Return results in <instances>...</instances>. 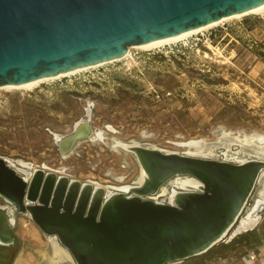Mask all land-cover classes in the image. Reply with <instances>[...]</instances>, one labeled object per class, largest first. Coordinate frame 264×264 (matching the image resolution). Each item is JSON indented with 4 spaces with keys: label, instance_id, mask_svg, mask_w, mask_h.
<instances>
[{
    "label": "water",
    "instance_id": "water-1",
    "mask_svg": "<svg viewBox=\"0 0 264 264\" xmlns=\"http://www.w3.org/2000/svg\"><path fill=\"white\" fill-rule=\"evenodd\" d=\"M262 5L264 0H0V87L116 62L132 47ZM72 132L65 152L55 143L61 156L91 138ZM118 147L133 155L139 177L110 195L103 186L44 169H17L23 180L0 157V196L16 215L55 238L74 264H180L226 242L264 174V158L229 163L136 142ZM174 178L194 183L171 193L165 204L151 200Z\"/></svg>",
    "mask_w": 264,
    "mask_h": 264
},
{
    "label": "rangeland",
    "instance_id": "rangeland-1",
    "mask_svg": "<svg viewBox=\"0 0 264 264\" xmlns=\"http://www.w3.org/2000/svg\"><path fill=\"white\" fill-rule=\"evenodd\" d=\"M87 110L90 126L102 135L78 141L61 156L56 141L68 136ZM253 135H264V13L159 49L131 48L119 61L30 90H0L1 157L108 188L130 186L139 177L135 158L116 142L220 158L225 145L249 154L251 146L228 141ZM188 142L205 147L181 146ZM261 189L258 183L241 219ZM259 216L264 218V211ZM257 225L264 221L252 227ZM15 235L12 249L0 247V264H49L51 258L74 264L27 217H20ZM229 237L227 245L180 264H218L249 245L247 234L228 242Z\"/></svg>",
    "mask_w": 264,
    "mask_h": 264
},
{
    "label": "bare ground",
    "instance_id": "bare-ground-1",
    "mask_svg": "<svg viewBox=\"0 0 264 264\" xmlns=\"http://www.w3.org/2000/svg\"><path fill=\"white\" fill-rule=\"evenodd\" d=\"M262 13H264V5L256 8V9H253L250 12H247V13H244V14H241V15H234V16H230V17H227V18H223V19H221V20H219L217 22H214V23L209 24L207 26H204V27H201V28H198V29H195V30H192V31L183 33V34H180L178 36H174V37H170V38H166V39H162V40L150 42V43H147V44L141 45V46L132 47V49L133 48H137L138 50H143V51H149V50H153V49H159V48L164 47V46H168V45H171V44H174V43H178V42L184 41L185 39H187V38H189L191 36H194L196 34H199L201 32L207 31L209 29L218 27L219 25H221L223 23H226V22H229V21H232V20H237V19L239 20L240 18H243V17H246V16H250V15L258 16V15H260ZM130 50H131V48L128 50L127 54L123 58H125V57H127L129 55V51ZM111 63H113V62H110V64ZM101 66H103V65H98V66H94V67H91V68L77 70V71L70 72V73H67L65 75H60V76H57V77H54V78H47V79L36 80V81H32V82L25 83V84H22V85L3 86V87H0V90H5V91L30 90V89H33V88L38 87L39 85L45 84L47 82L54 81V80H58L60 78L70 77V76L76 75L77 73H80V72H83V71H87L89 69H95V68L101 67ZM88 113L89 112H87V114ZM73 130L77 133V135H91V138H92L93 128L90 126L89 122H87V117L86 116L83 119H81L78 122V124H76V126L74 127ZM73 134H74V132H72L70 135L65 136V137L59 139L58 141H56L57 143H61L60 144L61 145L60 147H61V151L62 152H65L66 150H68L71 147V145H72V135ZM253 138H254L253 136H250V137H245L243 139L238 138V137H235L234 139L237 140V141L239 140L241 143H247L249 145L250 142H252ZM260 142H264V141H259V145H260ZM120 144H123V143L116 142L115 143V146L118 147ZM181 146L182 147H186L188 149H193V148H199V143H197V142L196 143L195 142H189L188 144L187 143L181 144ZM258 150L260 151V153L264 154V148H258ZM188 153H183V154L188 155V156H193V157L207 158V156H205L203 154H188ZM245 155H247L249 158L258 156L257 153H253V152L252 153H249V154H245ZM244 160H241V161H239L237 163L243 162ZM15 165L18 166V168H20L21 171H23V172H24V170H30L31 169V167L28 164H26L24 162H21L19 160L15 162ZM28 173L29 172H27V174ZM171 181L174 183L175 189H173L168 194V196H167L166 199H168L171 196V193H174V192H176L178 190H187L188 187L189 186H192L193 183H194L189 178H174V179L170 180L169 182H171ZM164 186L160 189V191L158 192L157 195L161 194L160 196H165L166 190H165ZM105 190H106L107 194L110 195V194L114 193L115 191H117V188H113V187L108 188V187H105ZM157 195L153 196L151 198V200L154 197H156ZM262 211H264V202L257 201L255 203V205L251 209H249V211H247V213H246L245 220L248 221V222L247 223L240 222V224L236 227V229H234L232 231V233L230 234V237L229 238L233 237L234 235L240 233L243 230H247V229L251 228L252 226H254L256 224V222H257L258 215ZM54 250L57 251V252H59V249L58 248H56ZM56 254L57 253H55L54 257H56ZM48 262H49V264H56V260L54 258L49 259Z\"/></svg>",
    "mask_w": 264,
    "mask_h": 264
},
{
    "label": "flooded vegetation",
    "instance_id": "flooded-vegetation-1",
    "mask_svg": "<svg viewBox=\"0 0 264 264\" xmlns=\"http://www.w3.org/2000/svg\"><path fill=\"white\" fill-rule=\"evenodd\" d=\"M83 119V118H82ZM81 120V119H80ZM79 120V121H80ZM77 121L73 128H72V131L74 129V127L76 126V124H78ZM72 133V132H71ZM70 133V134H71ZM69 134V135H70ZM100 135H102V133L100 132H97V131H93V135H92V138L93 136H96L97 138L100 137ZM253 140L252 141H256L255 143H257L256 147L254 146H251V148H253L252 150H249L250 152L249 153H257L258 156L256 157H252V158H249L247 155H245V152L243 153V151H236V152H232L230 151V148H229V145H225L226 146V152H224L223 154H221L222 157H218L214 154H212V152L210 153H204L205 156H207V159H214V160H221V161H225V162H229V163H237L241 160H244V159H253V158H264V154L260 153V151L258 150V148H261V145H259V141H264V135H253ZM61 138V137H60ZM232 138V137H231ZM228 142H238L237 140H235L234 138H232L230 141ZM122 143V142H121ZM200 145V144H199ZM201 148L204 149L205 145L204 144H201V146H199ZM247 147H250V146H247ZM258 147V148H257ZM264 148V147H262ZM225 149V148H224ZM232 152V153H231ZM243 155L244 158L242 159H237V158H232V156L234 155ZM261 154V155H260ZM214 156V157H213ZM1 157V156H0ZM3 158V157H2ZM5 159V158H4ZM5 160H8V159H5ZM17 160H9V162L11 164H14V167H9V169H11L12 171H14L18 176L21 177V179H25L26 175L24 174H21V173H18L17 172V169H20L18 168V166L15 165V162ZM21 170V169H20ZM24 170V169H23ZM37 169H30V170H24L25 172H29V174H32L33 171H35ZM264 178V174L261 175V178L260 180ZM71 180V179H69ZM260 186H261V190L257 193V199L253 202L251 208L255 205V203L257 201H261V202H264V182H260ZM165 190H166V194L165 196H160L161 194L157 195L156 197H154L152 200L155 201L156 203H160V204H165L166 203V200L167 199H163L164 197H167L168 194L173 190L175 189V186H174V183L171 181L169 182L168 184H166L164 186ZM162 198V199H161ZM161 199V200H160ZM159 200V202H158ZM24 206H28L30 205V203H28L25 199H24ZM250 208V209H251ZM249 211V209H248ZM247 213V212H246ZM23 216V217H26L25 215H21V214H18L16 215V209L15 207L10 203L8 202L6 199H4L3 197L0 196V247L2 248H9V249H12V247H14L16 245V235H15V231L17 229V225H18V220L20 219V217ZM258 220V219H257ZM241 222H245L247 223L248 221L245 220V217L242 218L240 220ZM55 240L54 243L57 244V241L55 238H53ZM226 244L227 243V240L226 242H223L222 244ZM60 247V246H59ZM64 251V250H63ZM55 252V250H54ZM56 253L58 254V252L56 251ZM184 263V262H183Z\"/></svg>",
    "mask_w": 264,
    "mask_h": 264
},
{
    "label": "crops",
    "instance_id": "crops-1",
    "mask_svg": "<svg viewBox=\"0 0 264 264\" xmlns=\"http://www.w3.org/2000/svg\"><path fill=\"white\" fill-rule=\"evenodd\" d=\"M259 220L264 221V218L259 216L257 221ZM244 234L249 236V245L244 251L233 252V254L223 257L219 259L218 264H264V225H257L249 232L243 231L237 236L239 237ZM251 253L256 255V259L253 262L248 261V256Z\"/></svg>",
    "mask_w": 264,
    "mask_h": 264
},
{
    "label": "built area",
    "instance_id": "built-area-1",
    "mask_svg": "<svg viewBox=\"0 0 264 264\" xmlns=\"http://www.w3.org/2000/svg\"><path fill=\"white\" fill-rule=\"evenodd\" d=\"M256 259V255L254 253H251L249 256H248V261L249 262H253L255 261Z\"/></svg>",
    "mask_w": 264,
    "mask_h": 264
},
{
    "label": "trees",
    "instance_id": "trees-1",
    "mask_svg": "<svg viewBox=\"0 0 264 264\" xmlns=\"http://www.w3.org/2000/svg\"><path fill=\"white\" fill-rule=\"evenodd\" d=\"M186 48H180L179 51H186Z\"/></svg>",
    "mask_w": 264,
    "mask_h": 264
}]
</instances>
